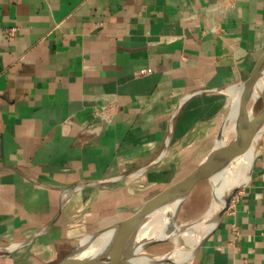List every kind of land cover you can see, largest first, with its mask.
<instances>
[{"label":"crops","instance_id":"obj_1","mask_svg":"<svg viewBox=\"0 0 264 264\" xmlns=\"http://www.w3.org/2000/svg\"><path fill=\"white\" fill-rule=\"evenodd\" d=\"M263 52L264 0H0V264L54 263L130 202L131 181L178 180ZM181 264H264V132Z\"/></svg>","mask_w":264,"mask_h":264},{"label":"water","instance_id":"obj_2","mask_svg":"<svg viewBox=\"0 0 264 264\" xmlns=\"http://www.w3.org/2000/svg\"><path fill=\"white\" fill-rule=\"evenodd\" d=\"M259 82H262L261 88L259 95L254 100L253 95ZM222 91L229 97L225 115L215 134L211 148L200 162L186 175L168 184L153 199L145 202L142 209L127 218L83 235L69 252L51 264H134L131 262L134 256H140L147 262L140 264H181L194 257L220 226L232 199L246 184L249 170L239 182L231 184V181H234L233 177L223 183L218 206L204 225L194 226L196 225L195 219L187 222L177 221L175 216L178 207L170 221L167 220L160 224L157 231L155 226L157 224L149 223L148 219L145 220L150 214L147 212L148 207L154 204L159 211L165 213L175 200H184L200 181L206 180L209 183L212 196L211 185L222 182L229 175L239 176L238 173L232 175L231 171L235 167L239 168L240 161L250 150L254 152L256 143L264 132V52L245 80L228 86ZM257 103H259V108L253 113ZM233 113L236 115L234 131L231 132L229 127ZM164 151L165 148L149 165L133 173L110 178L94 185L101 186L120 178L138 175L157 163ZM251 163L252 159L248 163L250 167ZM83 185L77 184L69 192H64L63 196L66 197ZM104 234H107L108 237L100 241ZM192 234H195L197 239L190 240L191 244L188 247L182 244L180 250L186 252L179 256L172 251L173 246L171 250L163 254H155L148 250L150 246L158 242H168L161 241L159 238H183L190 237L189 235Z\"/></svg>","mask_w":264,"mask_h":264},{"label":"rangeland","instance_id":"obj_3","mask_svg":"<svg viewBox=\"0 0 264 264\" xmlns=\"http://www.w3.org/2000/svg\"><path fill=\"white\" fill-rule=\"evenodd\" d=\"M259 108V103L253 109V113ZM226 110V109H225ZM200 148H189L186 150L187 160L184 164L177 165L174 169L177 177H183L190 172L197 164L194 163L196 155L200 153ZM197 153V154H196ZM198 156V155H197ZM145 178V177H144ZM174 182L173 179L165 181H153V177H148L147 181L143 179H137L131 181L129 184L128 194L132 195L130 202L126 206H119L113 210H106L103 213L97 215V219L100 220L98 225L108 226L115 221L127 218L132 213L142 209L145 202L150 201L155 197L165 186ZM236 196V195H235ZM129 199V198H128ZM211 201V192L209 190V183L206 180L200 181L189 192L187 197L182 201L177 210L175 219L179 222H187L197 218L203 212H205ZM95 209V208H94ZM148 218H145L147 220ZM172 246L168 242H158L148 248V250L155 254H163L171 250Z\"/></svg>","mask_w":264,"mask_h":264},{"label":"bare ground","instance_id":"obj_4","mask_svg":"<svg viewBox=\"0 0 264 264\" xmlns=\"http://www.w3.org/2000/svg\"><path fill=\"white\" fill-rule=\"evenodd\" d=\"M262 82H259L257 85H256V88H255V92H254V95H253V99L255 100L256 99V96L259 95V90H260V86H261ZM251 105V104H250ZM249 112H250V109H249ZM235 113H233V116H232V120H231V123H230V131H234V124H235ZM253 153V154H252ZM253 155H254V152L253 151H249L243 158L242 160L240 161L239 163V168H234L232 171H231V174L234 175L235 173H238L239 176H231L229 175L228 177H225V180H223L222 182H219V183H216V184H213L211 185L210 188H212V196H211V201H210V204L207 208V210L205 212H203L201 215H199L197 218H195V223L196 225L194 226H199V225H204L207 220L209 219V217L211 216V214L215 211V209L217 208L218 206V201H219V198H220V194H221V191H222V188H223V183H226L227 181H229V179H233L234 177V181H231V184H235L236 182H239L246 174L247 170H249L250 166H249V162L251 161V159L253 160ZM237 166V167H238ZM183 199H177L175 200L171 206L167 209V211L164 213L162 211H159V209L157 208L156 205L154 204H151L149 207H148V210L147 212H150V214L148 215V221L149 223H155L157 225L156 226V230L158 231V227L160 224H163L165 223L167 220L170 221L171 219V216L175 213V210H177V208L181 205V201ZM155 232V231H154ZM190 237H183V238H159V240L161 241H168L169 245L170 246H173L172 248V251L175 252V255L177 254L178 256L185 253L186 251H182L180 250V246L182 244H185L187 247L191 244V241L190 240H196V236L195 234H192V235H189ZM106 237H108L107 234H104L102 238H100V241H102V239H106ZM182 240V241H180ZM131 262H133L134 264H140V263H144L145 260L143 258H141L140 256H134L132 259H131ZM147 263V262H145Z\"/></svg>","mask_w":264,"mask_h":264},{"label":"built area","instance_id":"obj_5","mask_svg":"<svg viewBox=\"0 0 264 264\" xmlns=\"http://www.w3.org/2000/svg\"><path fill=\"white\" fill-rule=\"evenodd\" d=\"M8 35H9V36H13V35H14V28H11V29L9 30ZM143 71H144V70H143ZM143 71H142V72H143ZM233 199H234V198H233ZM233 199H232V200H233ZM231 202H232V201H231ZM230 204H231V203H230ZM229 206H230V205H229Z\"/></svg>","mask_w":264,"mask_h":264}]
</instances>
